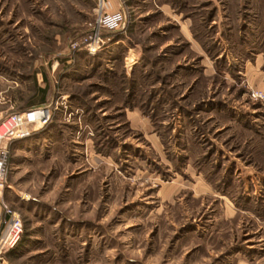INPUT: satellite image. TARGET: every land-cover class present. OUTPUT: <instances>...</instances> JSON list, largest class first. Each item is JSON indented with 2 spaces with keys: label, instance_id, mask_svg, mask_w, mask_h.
Here are the masks:
<instances>
[{
  "label": "rangeland",
  "instance_id": "374dc122",
  "mask_svg": "<svg viewBox=\"0 0 264 264\" xmlns=\"http://www.w3.org/2000/svg\"><path fill=\"white\" fill-rule=\"evenodd\" d=\"M102 5L90 54L99 0H0V120L51 110L6 143L1 264H264V0Z\"/></svg>",
  "mask_w": 264,
  "mask_h": 264
},
{
  "label": "built area",
  "instance_id": "2783aa9c",
  "mask_svg": "<svg viewBox=\"0 0 264 264\" xmlns=\"http://www.w3.org/2000/svg\"><path fill=\"white\" fill-rule=\"evenodd\" d=\"M103 0H99V10L88 32L70 43V49H84L90 54L100 50L104 44L103 31L121 29L126 24V14L119 9L114 12L103 10ZM254 98H264L261 91L252 93ZM51 118V110L47 106H39L24 111H12L0 120V195L7 187V151L6 143L28 137L32 132L46 125ZM6 219L0 223V264L3 255L19 239L22 223L19 215L3 202Z\"/></svg>",
  "mask_w": 264,
  "mask_h": 264
},
{
  "label": "crops",
  "instance_id": "0c3cea01",
  "mask_svg": "<svg viewBox=\"0 0 264 264\" xmlns=\"http://www.w3.org/2000/svg\"><path fill=\"white\" fill-rule=\"evenodd\" d=\"M109 1V0H108ZM109 2H106V6H105V8L109 11V9H110V7H111V5L110 4H108Z\"/></svg>",
  "mask_w": 264,
  "mask_h": 264
}]
</instances>
